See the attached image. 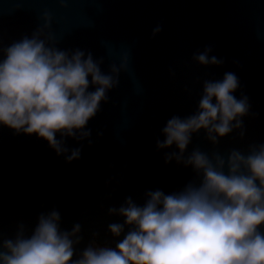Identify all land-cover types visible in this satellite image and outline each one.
<instances>
[{
	"label": "water",
	"instance_id": "water-1",
	"mask_svg": "<svg viewBox=\"0 0 264 264\" xmlns=\"http://www.w3.org/2000/svg\"><path fill=\"white\" fill-rule=\"evenodd\" d=\"M45 12L57 48L90 52L103 61L105 73L127 54L128 67L85 126L91 136L64 137L69 150L82 149L71 163L36 134L0 124V232L5 238L14 237L20 224L30 234L41 213L56 209L62 230L81 225L78 252L94 234L98 243L114 245L107 226L123 221L108 215L110 207L128 196L142 205L148 190L168 194L196 179L191 166L165 163V153L179 151L175 145L157 150L156 141L165 138L161 130L172 116L195 113L205 80H222L226 72L239 79L233 95L247 96L250 105L242 117L244 136L235 130L213 146L201 130L193 134L185 156L198 147L227 159L232 149L247 153L249 145L264 143V0H0L3 46L31 37L43 26ZM157 25L162 31L153 37ZM208 46L209 57L222 64L201 66L193 60ZM56 138L61 139L59 133Z\"/></svg>",
	"mask_w": 264,
	"mask_h": 264
},
{
	"label": "clouds",
	"instance_id": "clouds-1",
	"mask_svg": "<svg viewBox=\"0 0 264 264\" xmlns=\"http://www.w3.org/2000/svg\"><path fill=\"white\" fill-rule=\"evenodd\" d=\"M42 19L31 37L7 47L0 40V124L36 134L71 163L82 149L69 150L64 137L80 141L91 136L85 126L108 100V91L119 85L128 56L102 72L103 61L90 52L57 48L48 31L51 16L45 12ZM161 31L157 25L153 37ZM211 51L208 46L193 60L201 66L222 64L209 57ZM239 86L232 72L222 80H205L195 113L168 119L156 148L175 145L179 151L165 153V163L191 166L196 179L168 194L148 190L142 205L128 196L119 207H110L108 215L123 221L107 226L114 245L98 243L94 234L78 252L81 225L62 230L61 214L53 209L38 216L30 234L24 224L14 237L0 232V264H264V143L249 145L247 153L232 149L227 159L198 147L185 156L193 134L201 130L213 146L235 130L243 138L242 117L250 105L247 96L233 95Z\"/></svg>",
	"mask_w": 264,
	"mask_h": 264
}]
</instances>
